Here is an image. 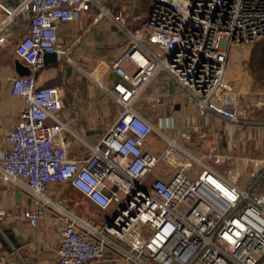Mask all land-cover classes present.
I'll use <instances>...</instances> for the list:
<instances>
[{"label": "built area", "instance_id": "obj_1", "mask_svg": "<svg viewBox=\"0 0 264 264\" xmlns=\"http://www.w3.org/2000/svg\"><path fill=\"white\" fill-rule=\"evenodd\" d=\"M106 1L0 0V47L12 44L30 71L10 83L11 95L26 105L5 135L0 180L23 185L40 200L23 213L33 228L45 215L50 184L70 186L99 210L112 208L101 226L83 224L96 243L77 232L76 219H65L58 253L69 264H93L114 240L134 264H264V159L251 161L247 187L237 177L229 181L133 108L139 92L162 74L200 115L238 124L242 87L228 75L230 48L264 40V0ZM140 1L148 4L145 12L137 8ZM93 10L92 22L107 18L125 38L110 64L117 80L107 86L97 68L87 72L69 55L65 61L109 96L119 113L103 135L83 141L87 154L74 160L61 137L70 131L68 123L58 117L64 89L42 84L37 74L44 54L58 53L59 29ZM248 106L264 113V100ZM152 132L165 142L158 156L144 149ZM211 158L216 165L226 159L217 153ZM193 162L202 167L196 178L186 171Z\"/></svg>", "mask_w": 264, "mask_h": 264}, {"label": "crops", "instance_id": "obj_2", "mask_svg": "<svg viewBox=\"0 0 264 264\" xmlns=\"http://www.w3.org/2000/svg\"><path fill=\"white\" fill-rule=\"evenodd\" d=\"M113 1L107 0L104 4L113 6ZM125 3L128 5L132 0H126ZM147 5V2L140 1L137 8L145 12ZM95 13L93 10L91 13L79 14L75 22L59 29L58 61L45 63L37 74L42 84L58 85L64 89L58 117L68 123L70 131H64L61 137L65 140L68 158L74 160L83 159L87 154L83 141L92 142L103 135L119 113L118 107L111 104L113 101L109 96L79 72L76 66L65 61V56L69 55L75 65L87 72L97 68L104 73L103 79L107 86L117 80L110 70V64L124 48L125 38L107 18L92 22ZM15 61L12 44L0 47V157L8 149L5 135L18 122L26 105L22 98L10 93V83L18 76L14 68ZM245 62L242 60L243 75L237 77L236 82L240 81L242 100L248 106L251 100H264V83L256 81ZM67 68H70L69 72ZM228 75L232 77L233 74ZM133 108L163 136L174 139L196 160L211 168L207 161L212 154H222L231 166L230 173L245 177L251 165L242 154L247 150L256 154L264 152V116L260 117L256 112L252 116L247 114L251 122L257 121L250 125H247L248 121L232 125L212 113L202 116L186 94L173 82L165 80L162 74L139 92ZM244 132L251 137L247 142L243 140ZM151 134L144 149L154 154L161 153L162 147L160 149ZM198 169L201 171L202 167L193 162L186 171L194 176ZM215 171L229 181L237 177L228 178L225 173ZM243 182L240 180L241 184ZM45 196V215L39 226L33 228L23 218V213L33 210L40 200L30 194L25 186L0 180V264H69L67 256L58 253L65 219H76L77 232L89 239L88 229L83 224L101 226L112 211V208L99 210L65 184H50ZM79 210L85 215H80ZM90 242L97 241L93 238ZM92 261L93 264H134L125 260L124 247L115 240L106 246L102 256Z\"/></svg>", "mask_w": 264, "mask_h": 264}, {"label": "rangeland", "instance_id": "obj_3", "mask_svg": "<svg viewBox=\"0 0 264 264\" xmlns=\"http://www.w3.org/2000/svg\"><path fill=\"white\" fill-rule=\"evenodd\" d=\"M264 44V40H260V41H257V42H254V43H251V44H237V45H233L231 48H230V53H229V58H228V66H227V71H228V74L232 73V77H230V80L232 82H236L237 80V77L243 75L241 73V68H242V60H245L247 63H248V67L250 68V70L252 69V67L254 66L256 69H260L259 68V65L256 64V62H252L251 61V57H252V52L253 50L255 49L256 46H260V45H263ZM245 62V63H246ZM84 68H86L84 66ZM252 71V70H251ZM240 82V81H238ZM246 103V106H244V104ZM113 104L114 106L116 105L114 102L111 103ZM249 106H247V102H245L244 100H241V104H240V108H239V119H238V124H240V122H246L249 124L247 125H250L254 122H257L256 120L251 122L249 118H247V114H250L251 116L254 115L251 110L248 108ZM258 114V116H264V113H259V112H256ZM248 121V122H247ZM155 122V120H154ZM251 122V123H250ZM157 124V123H155ZM244 131V130H243ZM245 133V132H244ZM153 134V135H152ZM151 134V136L153 137V139L156 141V143L160 146V149L162 147H164V144H163V141L161 139V137L159 135H157L155 132H153ZM251 139L250 137V134H248L247 132L244 134L243 136V140L244 141H249ZM247 150V149H246ZM250 150V149H249ZM162 151V150H161ZM160 152L154 154L152 153L153 155L155 156H158ZM257 155V156H255ZM242 156L245 158H247V161L248 163L251 165L249 167V169L253 168L254 166V163L249 161V160H263L264 159V152L263 153H260V154H256L255 152L253 151H248L243 153ZM227 159H225L223 162H221L220 164L216 165L214 164L213 162V159L210 158L207 163L209 165H211L215 170H217L218 172L226 175L228 178L230 177H235L237 176V178L240 180H244L245 177H242V176H238V174L234 173V172H231L230 173V169H231V166L228 165V161H226ZM200 169H198L195 173V175L193 176V178H196L199 174ZM231 174V175H230ZM248 181H245V187L248 186ZM261 189H263V183H259V191H261ZM79 213L80 215H85L83 213L82 210H79ZM97 215H99L100 217V212L97 211Z\"/></svg>", "mask_w": 264, "mask_h": 264}, {"label": "trees", "instance_id": "obj_4", "mask_svg": "<svg viewBox=\"0 0 264 264\" xmlns=\"http://www.w3.org/2000/svg\"><path fill=\"white\" fill-rule=\"evenodd\" d=\"M251 61L259 65V70L252 67V74L257 82L264 83V44L256 46L252 52Z\"/></svg>", "mask_w": 264, "mask_h": 264}, {"label": "water", "instance_id": "obj_5", "mask_svg": "<svg viewBox=\"0 0 264 264\" xmlns=\"http://www.w3.org/2000/svg\"><path fill=\"white\" fill-rule=\"evenodd\" d=\"M44 62L47 63H57L58 56L57 53H46L43 56ZM15 72L18 76H26L30 73L29 69L22 65L19 61H15L14 63ZM70 71V68H67V72Z\"/></svg>", "mask_w": 264, "mask_h": 264}]
</instances>
